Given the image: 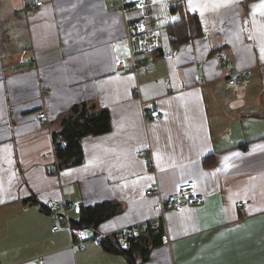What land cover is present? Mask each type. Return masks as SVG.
I'll list each match as a JSON object with an SVG mask.
<instances>
[{
  "label": "crops",
  "instance_id": "0c3cea01",
  "mask_svg": "<svg viewBox=\"0 0 264 264\" xmlns=\"http://www.w3.org/2000/svg\"><path fill=\"white\" fill-rule=\"evenodd\" d=\"M146 3L152 36L136 47L148 38L161 48L140 54L134 71L118 64L131 65L120 0H0V264H130L105 239L73 248L67 228L52 230V199L81 202L69 211L75 225L85 208L117 204L120 212L87 231L115 242L139 226L134 252L151 244L150 222L163 225L144 264H264V0ZM181 10L200 33L176 43L168 28ZM24 48L37 64L19 62ZM218 51L252 78L229 85ZM151 99L164 116L147 122L142 100ZM82 102L107 108L112 128L83 136V163L53 173L59 119ZM190 180L203 202L163 218L160 196Z\"/></svg>",
  "mask_w": 264,
  "mask_h": 264
},
{
  "label": "built area",
  "instance_id": "2783aa9c",
  "mask_svg": "<svg viewBox=\"0 0 264 264\" xmlns=\"http://www.w3.org/2000/svg\"><path fill=\"white\" fill-rule=\"evenodd\" d=\"M43 2L39 1L36 5L39 6ZM121 9L125 15V30L126 37L130 48V58L131 65L127 66L124 60H118L120 68L131 69L136 71L139 64V55L146 54L153 50L161 48L160 42L154 39L150 41L148 38H144L141 41V45L136 47V42L143 35L152 36L147 28V15L145 12L146 0H120ZM32 9H36V6L30 5ZM137 9L141 12L136 18L130 19L128 17L129 9ZM30 48H24L23 54L19 60L21 64H25L27 60H30L33 64H37L36 53H31L29 58L27 55ZM30 54V53H29ZM170 57L175 58L176 52L174 50L168 53ZM215 59L218 63L219 70L224 74V77L227 79L229 85H237L248 82L252 78V70L250 68L238 69L233 66L232 56L226 51H218L215 54ZM186 85L181 82L180 89H184ZM135 96H141L140 86H137L134 89ZM143 112L147 122H152L155 120L162 119L164 113L162 112L159 102L157 99H151L149 101L142 100ZM40 119H46V112H41L39 114ZM55 145L57 147L65 148L67 142L59 136L55 137ZM147 160L153 165V158L150 152L146 154ZM60 167L57 164L53 167L52 172L58 173ZM154 190H148V193H153ZM157 193L160 196V192L157 190ZM204 200V194L200 193L197 190L196 182L194 180L187 181L180 184L177 191L171 193L168 197L162 198L160 196V207L162 209V217L165 218L166 210H179L185 207L186 205H199ZM245 201H239L237 206L242 208L245 206ZM48 210L57 217V223L53 226L52 230L58 231L61 228L65 227L68 229L69 233L72 236V247L73 248H84L86 243L91 240H102L106 235L96 234L90 235L85 227H79L72 223L69 211L80 210L81 202H70L65 199L63 200H49L47 202ZM155 224L154 222H150ZM142 233L141 228L138 226L132 229H126L115 234V243L118 248L121 250L129 249L131 241L134 237L140 236ZM165 240L170 243L169 237L166 236Z\"/></svg>",
  "mask_w": 264,
  "mask_h": 264
},
{
  "label": "trees",
  "instance_id": "16d2710c",
  "mask_svg": "<svg viewBox=\"0 0 264 264\" xmlns=\"http://www.w3.org/2000/svg\"><path fill=\"white\" fill-rule=\"evenodd\" d=\"M180 7V4H176L173 10L181 9ZM181 12L183 13L184 11L181 10ZM189 17V14L183 13L178 23L169 26L168 30L176 39V43L178 40L179 42L184 41L200 33L198 21ZM111 128V116L107 108H102L88 102L75 104L66 115H63L59 119V129L55 130L56 136L61 137L67 142L65 148L57 147L58 165L60 169L83 163V136L105 133L110 131ZM120 211L121 208L112 202H104L94 207L85 208L82 212V218L76 226L85 227L86 229L90 226H97L104 219ZM147 226L150 233L147 240L151 244L145 243L140 251L134 252L131 249L121 250L116 246L114 241L112 242L106 238H104L103 243L110 251L124 252L127 254L130 264H144L149 258L151 246L162 243V235L164 233V227L161 224L149 223Z\"/></svg>",
  "mask_w": 264,
  "mask_h": 264
},
{
  "label": "snow or ice",
  "instance_id": "6c2138e0",
  "mask_svg": "<svg viewBox=\"0 0 264 264\" xmlns=\"http://www.w3.org/2000/svg\"><path fill=\"white\" fill-rule=\"evenodd\" d=\"M258 9L264 10V4H260ZM260 59L264 60V48L261 49Z\"/></svg>",
  "mask_w": 264,
  "mask_h": 264
}]
</instances>
